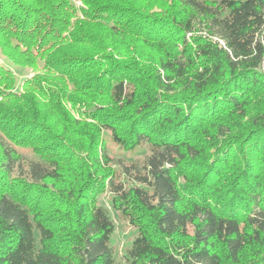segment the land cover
<instances>
[{"label":"trees","instance_id":"1","mask_svg":"<svg viewBox=\"0 0 264 264\" xmlns=\"http://www.w3.org/2000/svg\"><path fill=\"white\" fill-rule=\"evenodd\" d=\"M79 2L0 0V264H264V0Z\"/></svg>","mask_w":264,"mask_h":264},{"label":"rangeland","instance_id":"2","mask_svg":"<svg viewBox=\"0 0 264 264\" xmlns=\"http://www.w3.org/2000/svg\"><path fill=\"white\" fill-rule=\"evenodd\" d=\"M71 1L76 7L80 6L79 0H71ZM0 64L7 66L14 73L16 77V85L14 89L17 91H19L22 81L25 78H28L32 75V71L30 69L13 66L1 55H0ZM104 139L108 142L107 134H104ZM21 152L24 154H28L27 155L28 157H32V155L29 154L27 151L21 150ZM144 155H145V150L141 149L131 154L130 159L140 161L142 160ZM98 200L100 205L110 210L109 195L107 193L99 195ZM111 215L114 218V224H115V233L111 239V242L115 249L116 259L120 262L122 260V256H124V252L126 248L129 246L132 238L135 235V230L132 227H130L126 221L116 218V215L113 212H111Z\"/></svg>","mask_w":264,"mask_h":264}]
</instances>
